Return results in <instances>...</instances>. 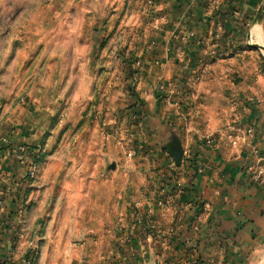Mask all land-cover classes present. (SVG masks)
<instances>
[{
	"label": "rangeland",
	"instance_id": "1",
	"mask_svg": "<svg viewBox=\"0 0 264 264\" xmlns=\"http://www.w3.org/2000/svg\"><path fill=\"white\" fill-rule=\"evenodd\" d=\"M154 2L0 0V139L11 143L27 121L43 142L32 179L22 164L0 177V264H118L129 244L122 206L141 199L125 190L171 170L147 160L161 143L146 126L161 129L162 118L198 128L208 156L244 154L243 108L264 109V50L208 32L168 66L174 35ZM131 91L146 118L129 112ZM16 147L1 145L0 161Z\"/></svg>",
	"mask_w": 264,
	"mask_h": 264
},
{
	"label": "crops",
	"instance_id": "2",
	"mask_svg": "<svg viewBox=\"0 0 264 264\" xmlns=\"http://www.w3.org/2000/svg\"><path fill=\"white\" fill-rule=\"evenodd\" d=\"M155 2L156 7L165 10L162 16L165 15L167 32L174 35L166 44L170 47L168 66L179 64L172 57L177 56V47L185 44L194 47L202 34L208 37V32L226 38L227 45L234 43L235 35L242 38L244 34L243 41L249 46L264 49V17L254 25L258 13L264 9V0ZM178 79L173 85L177 91L181 87V76ZM146 109L147 106L138 118H146ZM243 110L241 130L248 131L250 136L246 139L244 154L236 159L222 156L218 149H211L213 153L208 156L201 140L204 137L192 133L194 130L198 134V128H186L181 125L183 121L167 125L162 118L161 129L146 126L149 134L160 139V150L178 137L184 155L180 167L175 166L167 152L152 155L147 159H151L150 163L155 164V160L160 164L167 162L171 170L163 176L161 172L140 174L144 184L140 187L129 185L125 190L141 199L135 204L128 202L127 208L118 202L124 210L121 222L128 227L124 237L129 239L127 247L120 245L117 250L118 264H260L264 186L251 180L248 168L251 165L264 167V109H256L248 103ZM27 123L24 122L21 130L11 137L8 148L24 145L32 151L42 149L41 138L31 134V126ZM240 139L242 141V137ZM258 150L260 154L254 155ZM2 157L0 177L10 179L17 175L20 166L16 156ZM127 177L132 181L139 174L129 173ZM117 238V244L121 243L123 235Z\"/></svg>",
	"mask_w": 264,
	"mask_h": 264
},
{
	"label": "built area",
	"instance_id": "3",
	"mask_svg": "<svg viewBox=\"0 0 264 264\" xmlns=\"http://www.w3.org/2000/svg\"><path fill=\"white\" fill-rule=\"evenodd\" d=\"M240 140H241L240 137H237L232 144L234 146H237ZM208 143H210V141ZM1 145L2 146L5 145L9 147L11 143H9V141L6 138H4V139H0V146ZM14 153L16 154L19 164H22L25 167L27 173V176L25 178L27 180L32 179L34 177L37 166L35 162V156L31 155L33 154L31 150L24 145H19L14 149ZM248 171L250 173L251 180L254 183H256L259 186H264V167L251 165L249 166ZM180 186H181L180 184L177 185L178 188H180ZM160 205L162 206L163 203H160Z\"/></svg>",
	"mask_w": 264,
	"mask_h": 264
},
{
	"label": "water",
	"instance_id": "4",
	"mask_svg": "<svg viewBox=\"0 0 264 264\" xmlns=\"http://www.w3.org/2000/svg\"><path fill=\"white\" fill-rule=\"evenodd\" d=\"M264 17V9L260 11L255 19L254 25L259 23ZM264 50V49H263ZM161 152H167L173 159L175 166L180 167L184 155V150L181 144V140L177 137L167 146L162 148ZM110 169H115V165L111 166Z\"/></svg>",
	"mask_w": 264,
	"mask_h": 264
},
{
	"label": "trees",
	"instance_id": "5",
	"mask_svg": "<svg viewBox=\"0 0 264 264\" xmlns=\"http://www.w3.org/2000/svg\"><path fill=\"white\" fill-rule=\"evenodd\" d=\"M131 93H132V100L135 103H134V106L130 110H132V111L134 110L136 115L142 114V112H144V108H145L144 103H142V100L139 97L138 93H136L135 91H131Z\"/></svg>",
	"mask_w": 264,
	"mask_h": 264
},
{
	"label": "bare ground",
	"instance_id": "6",
	"mask_svg": "<svg viewBox=\"0 0 264 264\" xmlns=\"http://www.w3.org/2000/svg\"><path fill=\"white\" fill-rule=\"evenodd\" d=\"M254 31V30H253ZM253 36L255 37V38H258V36H256L254 33H253ZM259 41H261V39H259Z\"/></svg>",
	"mask_w": 264,
	"mask_h": 264
}]
</instances>
